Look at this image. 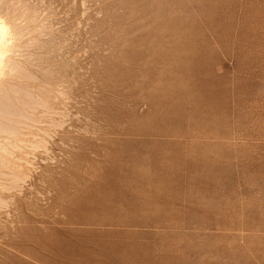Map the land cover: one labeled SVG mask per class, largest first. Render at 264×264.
<instances>
[{"label": "rangeland", "instance_id": "obj_1", "mask_svg": "<svg viewBox=\"0 0 264 264\" xmlns=\"http://www.w3.org/2000/svg\"><path fill=\"white\" fill-rule=\"evenodd\" d=\"M40 1L69 112L0 264H264V0Z\"/></svg>", "mask_w": 264, "mask_h": 264}, {"label": "bare ground", "instance_id": "obj_2", "mask_svg": "<svg viewBox=\"0 0 264 264\" xmlns=\"http://www.w3.org/2000/svg\"><path fill=\"white\" fill-rule=\"evenodd\" d=\"M43 2L47 3L40 0H0V229L4 230L7 224H11L7 220L9 212L19 207L25 181L32 177L29 176L33 163L31 158H35L40 150L45 151L42 156L46 153L52 134L63 128L69 112L70 87L67 80L61 79L66 78L60 76L63 72L60 74L59 69L64 71L70 61L65 59L68 62L60 63L64 56L61 59L56 56L58 51L62 54L63 38L55 36L59 34L58 26L53 25L56 31L52 29V21L56 19L52 10L54 5ZM65 31L60 33L64 36L68 33ZM51 154L53 157L54 152Z\"/></svg>", "mask_w": 264, "mask_h": 264}]
</instances>
